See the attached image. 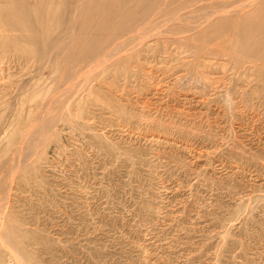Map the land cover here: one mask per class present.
I'll return each mask as SVG.
<instances>
[{
    "label": "rangeland",
    "instance_id": "1",
    "mask_svg": "<svg viewBox=\"0 0 264 264\" xmlns=\"http://www.w3.org/2000/svg\"><path fill=\"white\" fill-rule=\"evenodd\" d=\"M53 1L0 0V264H264V0H196L14 168L62 74L32 40L68 29L78 0Z\"/></svg>",
    "mask_w": 264,
    "mask_h": 264
},
{
    "label": "bare ground",
    "instance_id": "2",
    "mask_svg": "<svg viewBox=\"0 0 264 264\" xmlns=\"http://www.w3.org/2000/svg\"><path fill=\"white\" fill-rule=\"evenodd\" d=\"M61 1H63V0H61ZM198 1H200L201 4L206 3V2H213L212 0H198ZM198 1L196 2V0L195 1L194 0H97L95 3H93L92 0H78L76 2V4L72 3V4H74V7L71 10V14L68 13L71 15V18H70V20L69 19L67 20V21H69L68 29L65 26L67 30H63V28H62L63 27L62 24L65 21L63 23L61 22V24L58 21V23L56 22L57 26L53 25L54 27L56 26V29H54L55 31H53L54 33L51 31L52 29H50V30L48 29V32L50 31L53 34V35H50L51 33H49L50 37L52 36L51 38L49 37L52 42H49L50 40L49 41L48 40L47 41L42 40L41 36H42L43 32L38 31V32H40V33H38V34H40L39 37H37L36 35L32 37L33 42L38 43L37 44L38 46H36L34 48V50L38 51L39 57L41 59L45 60L46 64H48V63L52 64L53 63L56 70H59V69L61 70V68H62V74H60V71H58V73L57 72L54 73V74L57 73V74L61 75L58 78L60 80V82L58 85L56 84V86H57V88L55 86L56 89L53 88L56 91L54 92L55 94H51V95H53V97L50 99V101L48 100L49 102L48 101L46 102L48 104L44 105L41 103V105L39 106L40 102H38L39 103L38 106L41 107L40 112L38 113V118H37L38 121H35L36 123L38 122V137H35L36 133L33 134V132H32V135H34V136L29 135V130H28V131H26L25 137H21V140L19 141L20 143L14 147L15 149L11 147L12 149H14L13 153H11V154H13V156H12L13 159L12 158L11 159L14 161V168L21 167L23 161L25 162L28 159L27 158L25 160L27 155L32 151H36L37 147L40 144H42V142L44 141L47 133L53 129L52 128L53 125L55 124L54 127L56 126L55 122L58 119V117L60 116L61 112L63 111L61 109L64 108V105H63V104H65L64 100L65 101L68 100V98H69L68 96L69 95L73 96L72 94L74 92L78 93V91L76 90L75 87H78L77 85L80 84V82H82V83L84 82L87 85V82H89L90 79L92 80L93 79L92 77L96 73H100V71L102 70L103 67H107V65L111 66L114 62H116V63H114V68H115V65L120 63L122 61V59H124V58L131 59L134 56V52L137 51L138 49L143 48L144 46H147L148 48H150V46L152 45L151 40L153 39V37L154 38L160 37L161 34L164 32L163 28L165 26L168 27V25H167L168 22H171V24L175 25V26H173V28L177 27V29H179L178 27L188 26L189 22L192 23L191 20H189V19L190 18L192 19L195 17H190L191 14L189 15V14H187V12H190V13L192 12V15H193L194 9L192 8L193 9V11H192V9L190 7H192L193 4H195V3H196V6H198L200 4V3H198ZM214 1H217V0H214ZM223 1H225V0H223ZM259 1H261V0H247V1H245L246 3L242 2L243 4H241V3L240 4L244 8L246 6H254V5L258 4ZM234 2H235V0H233V3ZM54 3H56V1ZM57 3H58V5H57ZM57 3H56V7H55L56 9L59 7V4H61L62 2L60 3L57 1ZM175 3H177V5H175ZM231 3H232V0H231ZM70 4H68V5H70ZM228 4H230V3H228ZM237 5H238V3H237ZM225 6H226V3H225ZM194 7H195V5H194ZM234 7H236V5ZM25 8L26 7H23V9H25ZM68 8L70 9L69 6H68ZM186 8L187 9L189 8L188 10H190V9L191 10L185 12L184 9H186ZM220 8L222 9V7H220ZM243 8H242V10H243ZM52 9H54V8L52 7ZM61 9H62L61 11L63 13L64 12L63 8H61ZM207 9L209 10L212 8H206L205 10L207 11ZM230 9H231V7H230ZM237 9H238V7H237ZM237 9H233V10L234 11L236 10L235 12L238 13L239 10H237ZM205 10L204 11L202 10V11L205 12ZM215 10L217 11L220 9L216 8ZM231 10H230L228 16H230V13L232 12ZM54 11H56V10H53L52 14H54ZM95 11L98 13L97 18L96 17L94 18V15H93V13H95ZM216 11L215 12L212 11L213 14H211V15H215L217 13L219 14V12L217 11V13H216ZM223 11H226V10L224 9ZM234 11L232 12L233 14L235 13ZM241 11H239L240 14H241ZM57 12H55V14H54L55 16H56ZM195 13H197V12H195ZM40 14H42V13H40ZM54 15H51V18ZM58 15L60 16L59 13H58ZM63 15H65V16H63ZM63 15H62L64 17V18L62 17L63 19H65L66 16L68 17V15H66L64 13H63ZM207 15H209V14H207ZM220 16L221 15H219V17ZM223 16H227V15L224 14ZM31 17H34V14ZM217 17H218V15L216 16V18ZM62 18H61V20H62ZM160 18L162 19L161 21L159 20ZM40 19H42V16ZM48 19H50V18H48ZM48 19H46V21ZM44 20H45V18H44ZM58 20H60V19H58ZM193 20L194 19H192V21ZM204 22H205V19H204ZM204 22H202V23L199 22V24L200 23L203 24ZM43 23H45V21H43ZM66 24H64V25H66ZM171 24L169 26H171ZM199 24H197V25H199ZM201 24H200V26H201ZM39 25H40V23H39ZM208 25H210V24L208 23ZM204 26H205V24H204ZM204 26H202V28ZM192 27H191V29L194 30L195 27H193V28ZM42 28L43 27H41V29ZM174 29H176V28H174ZM183 29L186 30V28H183ZM43 30H44V28H43ZM193 30H191V31H193ZM197 30H199L198 27L196 28V31ZM170 31L171 30H169V32ZM188 31H189V29H188ZM178 35H180V34L178 33ZM242 36H243V34H242ZM46 37H48L47 31H46ZM52 38H53V40H52ZM160 39H162V38H160ZM39 43H40V45H39ZM148 48H146V49H148ZM243 54H245V53H243ZM135 55H137V54H135ZM135 57H137V56H135ZM137 59H139V58H137ZM143 59H144V57H143ZM38 60H39V58H38ZM51 64H50V66H51ZM130 64H131V62H130ZM130 64H128V65H130ZM65 65L66 66L69 65L67 67V69H65L66 68ZM98 69H100V71ZM105 69H108V68H105ZM120 69H122V67ZM112 70H114V69H112ZM108 71H109V69H108ZM108 71L105 70V72H108ZM122 71H123V69H122ZM112 73H114V71ZM101 75H103V72H102V74H100L101 79H103V77ZM116 75L117 74H115V76ZM104 76H106V75H104ZM99 78L97 79V81L99 80ZM105 78H104V80H105ZM111 80H110V82H111ZM116 80L118 81L120 79H115L114 80L115 83L117 82ZM93 82H96V81L94 80ZM106 82H108V81H106ZM113 83H111V84H113ZM85 84H83V85H85ZM103 84H104V82H103ZM90 85H91V82H90ZM116 85H117V83H116ZM116 85H114V88L116 87ZM117 88H118V86H117ZM74 90H76V91H74ZM79 90H83V89L80 88ZM92 91L94 92L95 90H92ZM48 93H50V91ZM48 93H47V95H48ZM83 94H84V92H83ZM83 94H81V95H83ZM74 95H76V94L74 93ZM257 95H258V93H257ZM86 96L87 95H85V97ZM92 96L93 95H91V97ZM95 96H94V98H95ZM50 97L51 96H49V98ZM65 97H68V98L65 99ZM81 97L84 98L83 96H81ZM76 98L77 97H75L74 99L79 101V99H76ZM69 99H71V97ZM84 99L90 100L89 98H84ZM82 100H81V102H82ZM75 103L77 104L79 102H75ZM79 105H81V104L79 103ZM85 105H87V103ZM85 105L83 104V106H85ZM39 107H38V109H39ZM53 107H54V111H53ZM81 109H83V108H81ZM61 115H64V114H61ZM17 142H16V144H17ZM14 145H15V142H14ZM10 146H12V145H10ZM10 146H8V147L10 148ZM10 152H12V151H10ZM30 155H32V154H30ZM23 164H25V163H23ZM10 187H11V183H10ZM10 187L8 188L9 190H11ZM8 194H9V192H7V197H8Z\"/></svg>",
    "mask_w": 264,
    "mask_h": 264
}]
</instances>
